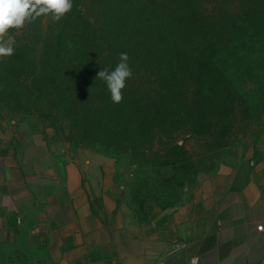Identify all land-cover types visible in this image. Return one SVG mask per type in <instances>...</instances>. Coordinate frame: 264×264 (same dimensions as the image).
Instances as JSON below:
<instances>
[{"label": "rangeland", "instance_id": "374dc122", "mask_svg": "<svg viewBox=\"0 0 264 264\" xmlns=\"http://www.w3.org/2000/svg\"><path fill=\"white\" fill-rule=\"evenodd\" d=\"M145 1L72 0V10L55 23L41 16L11 30L5 41L12 38L14 54L0 57V149L27 150L36 138L50 153L96 156L109 169L99 200L134 225L146 224L161 206L184 203L204 177L264 156V79L251 82L264 73V0L245 3L253 7L242 29L241 77L228 72L213 82L209 61L198 69L189 62L164 77L157 58L148 61L125 39L111 47L128 54L132 70L115 104L97 78L119 63L103 51L106 38L114 31L143 37ZM205 8L225 13L232 4L208 0ZM159 84L163 90L153 95L145 90ZM254 90L263 96L248 120L242 110ZM172 102L176 110L167 112ZM222 116L232 119L228 126Z\"/></svg>", "mask_w": 264, "mask_h": 264}, {"label": "crops", "instance_id": "0c3cea01", "mask_svg": "<svg viewBox=\"0 0 264 264\" xmlns=\"http://www.w3.org/2000/svg\"><path fill=\"white\" fill-rule=\"evenodd\" d=\"M108 182L91 154L50 153L36 138L0 149V264H264L262 153L204 177L146 224L99 200Z\"/></svg>", "mask_w": 264, "mask_h": 264}, {"label": "trees", "instance_id": "16d2710c", "mask_svg": "<svg viewBox=\"0 0 264 264\" xmlns=\"http://www.w3.org/2000/svg\"><path fill=\"white\" fill-rule=\"evenodd\" d=\"M246 1L230 0L232 8L226 9L224 13L219 10L209 12L205 8L208 0H146L149 12L145 17V35L143 37L134 33L123 35L119 31H114L108 35L109 39L106 38L107 43L103 51L108 52L106 55L108 58L116 61L119 59L120 49L114 51L111 47L130 40L131 43L139 46L148 61L157 58L161 65L158 71L161 76L163 74L164 77L171 76L172 72L189 62L198 69L209 61L213 82L218 83L222 76L226 77L229 74L233 78L241 77L244 38L242 29L245 15L252 12L253 7L251 2L246 5ZM260 76L262 77L252 75L251 82L256 86L260 85L264 73ZM132 86L136 91L140 89V85L132 84ZM212 86L216 89L215 83ZM145 90L153 95L163 88L159 84L146 87ZM261 97L254 90L249 108L242 110L245 119H252L257 113ZM262 100L264 102V99ZM138 103L142 104L140 100ZM175 104L176 102H172L167 112L176 110ZM226 109L232 111L233 106L228 103ZM224 116L219 118V122L228 126L232 119L225 120L226 116ZM231 116L233 117L232 113ZM166 118H169L168 113Z\"/></svg>", "mask_w": 264, "mask_h": 264}, {"label": "clouds", "instance_id": "9594fccd", "mask_svg": "<svg viewBox=\"0 0 264 264\" xmlns=\"http://www.w3.org/2000/svg\"><path fill=\"white\" fill-rule=\"evenodd\" d=\"M73 7L72 0H0V57L14 54L13 40L5 37L15 29H22L41 16H50L55 23L68 14ZM129 56L126 52L119 55V63L112 71L102 69L97 78L105 81L113 103L123 100V89L131 78Z\"/></svg>", "mask_w": 264, "mask_h": 264}, {"label": "built area", "instance_id": "2783aa9c", "mask_svg": "<svg viewBox=\"0 0 264 264\" xmlns=\"http://www.w3.org/2000/svg\"><path fill=\"white\" fill-rule=\"evenodd\" d=\"M263 228L262 225H257L256 226V229L261 231ZM197 263V260L196 259H190L189 262L187 264H196ZM151 264H165L163 261H157V262H154V263H151Z\"/></svg>", "mask_w": 264, "mask_h": 264}]
</instances>
